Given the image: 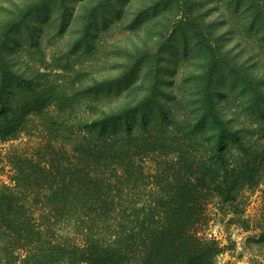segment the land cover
<instances>
[{
	"label": "trees",
	"instance_id": "16d2710c",
	"mask_svg": "<svg viewBox=\"0 0 264 264\" xmlns=\"http://www.w3.org/2000/svg\"><path fill=\"white\" fill-rule=\"evenodd\" d=\"M232 1L264 39V1ZM12 62L0 51V141L34 119L46 139L0 159V264H233L207 228L264 182L263 76L237 89L204 73L186 110L147 111L126 101L127 75L87 85L77 107L78 89H35ZM248 243L264 252V230Z\"/></svg>",
	"mask_w": 264,
	"mask_h": 264
},
{
	"label": "rangeland",
	"instance_id": "374dc122",
	"mask_svg": "<svg viewBox=\"0 0 264 264\" xmlns=\"http://www.w3.org/2000/svg\"><path fill=\"white\" fill-rule=\"evenodd\" d=\"M165 1L0 0V51L16 71L34 77L35 89H78L77 107L87 85L109 79L123 87L126 75L131 91L124 96L132 108L167 110L176 101L180 112L193 101L195 83L204 81V73L223 75L224 82L217 78L222 87H237L252 77L257 83L264 77L263 35L251 29V19L248 22L234 1ZM40 122L34 119L28 132L0 141V159L17 148L29 150L43 143ZM7 171L6 165L0 178L8 179ZM242 199L240 213L212 209L207 234L224 246L218 263L248 264L255 259L264 264V252L248 243L264 230V182Z\"/></svg>",
	"mask_w": 264,
	"mask_h": 264
}]
</instances>
